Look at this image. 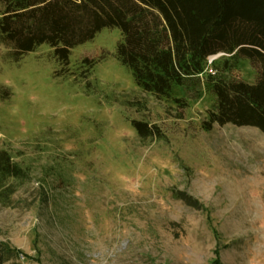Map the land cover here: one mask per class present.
I'll return each mask as SVG.
<instances>
[{"label":"rangeland","instance_id":"rangeland-1","mask_svg":"<svg viewBox=\"0 0 264 264\" xmlns=\"http://www.w3.org/2000/svg\"><path fill=\"white\" fill-rule=\"evenodd\" d=\"M121 39L105 28L65 64L46 43L15 58L0 34V149L29 171L0 193V240L20 254L6 264H264V132L202 126L205 76L254 83L250 60L211 56L158 99L117 58ZM133 120L163 137L142 140Z\"/></svg>","mask_w":264,"mask_h":264},{"label":"trees","instance_id":"trees-1","mask_svg":"<svg viewBox=\"0 0 264 264\" xmlns=\"http://www.w3.org/2000/svg\"><path fill=\"white\" fill-rule=\"evenodd\" d=\"M105 28H118L117 58L136 84L158 99L175 85H195L209 57L225 53L248 58L257 73L254 83L208 72L205 83L215 95L203 128L215 124L253 126L264 132V0H0V34L15 58L50 45L65 64L71 50ZM175 101L183 108V98ZM181 117V116H180ZM142 140L161 139L156 125L133 120ZM29 171L0 149V193H14L9 180L25 181ZM174 196L200 209L184 190ZM20 258L0 240V264Z\"/></svg>","mask_w":264,"mask_h":264}]
</instances>
